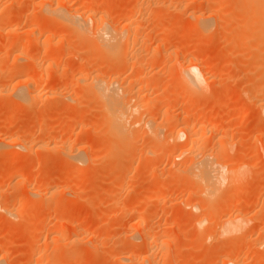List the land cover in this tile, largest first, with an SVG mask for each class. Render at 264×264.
I'll return each mask as SVG.
<instances>
[{"label": "rangeland", "instance_id": "obj_1", "mask_svg": "<svg viewBox=\"0 0 264 264\" xmlns=\"http://www.w3.org/2000/svg\"><path fill=\"white\" fill-rule=\"evenodd\" d=\"M41 1L0 0V5L4 4L0 7V11L10 9L11 12L13 10L12 13L22 16V18L19 17L21 21L17 23L19 33L1 32L0 42L16 43L21 38L25 40L28 37L25 31L31 23L32 16H36L38 21L40 19L45 21L42 16L44 15L42 5L47 7L50 4L55 5L53 3L55 0H47L44 4ZM101 1L104 5L111 6L109 8L111 19L118 25L123 24L121 17L131 11L135 15L134 18H139L140 25L143 29L145 28L143 33L146 32L143 37H146V41L149 39L148 44L144 43V46L148 47L143 48L144 53L160 51L161 55L167 56L178 48L188 59H195L202 66L213 68L215 73L209 82L211 90L208 93H206L208 89L204 92L189 91L188 93V89L181 85L178 78L169 70L167 71L174 63V58L172 59L171 56H168L171 59L165 58L167 69L162 63L164 57L161 59L163 61L157 60L154 67L151 66L150 70L158 74L155 76L156 79L143 77L133 88H128L126 86L128 83L125 82H127V74L135 63L133 59L135 51L124 49L125 55L123 50L118 55H105L95 46L80 40L81 38L76 37V34L68 35L69 31L64 33V30L55 32V38L58 39H53L52 43V40H45L49 37L50 31L44 23L40 29V42L30 46L24 58L19 57L23 60H18L12 48L5 50L1 48L0 66L5 65V69L0 73V188L3 186L6 191L0 195V260H2L0 264H117L119 256L124 252L122 249L126 246L127 231H134L135 234L139 232L138 229L132 230L130 227L135 208L136 211L147 210L146 228L149 224L160 228L157 231H151L153 242L148 250L149 254L152 253L154 264H223L222 261L226 264L225 260L230 257L235 259L236 256L241 262L262 264L264 262V115L259 116L254 109L249 115H242L243 106L253 105V101L240 98V94L236 95V93L241 92L240 90H256L261 99H258V102L264 104V71L261 68L250 69L252 68L250 65H244L248 64V59L247 57L243 59L247 56L243 55L247 54V51L245 53L246 48L242 44L234 43V45L232 42L229 44L220 35V38L215 37L205 42L203 36L198 33V29L192 27L194 20L191 11L195 6L188 4V1H183L181 5H177L179 0H169V2L150 0V3L148 0ZM132 1H135L133 4L138 7H148L143 13L144 16L140 17L137 9V11L128 10V5L130 6ZM143 1H148L150 7L147 6V2L144 7ZM203 1V5L201 3L204 7L203 13L213 5L217 9L219 6L221 13L228 17L229 23L231 20V23L226 24L227 27H225L228 34V29L232 30L231 26L239 24L238 28L235 26L239 30V26L246 25L240 24V15L236 9L232 8L234 0H216V4L214 0L212 1L214 4L208 0ZM14 2L15 5H13ZM79 2L80 0H69V5L72 8L79 7ZM161 5L162 7L170 6L167 9L168 12L165 10L167 14L164 17H159L160 10L155 8ZM98 8L101 7H95V9ZM207 11L204 15H207ZM168 25L172 28L167 29V32L158 31ZM229 35L227 37H230ZM60 40L62 42L59 43ZM163 43L164 47L158 48ZM57 45L63 46V49L59 47L62 50L60 49L57 65L52 70L54 73H51L54 76H49L51 79L49 77L44 79L42 73L47 70L49 62L40 54L46 49L52 50ZM79 47L81 48L78 49ZM137 54L135 56L140 59V52L139 55ZM29 58L31 62H34L28 65ZM181 58L180 62H182ZM89 62L96 66V70L93 69L94 74L99 72L97 69L100 71L103 69L107 80L119 77L118 81L125 86L124 89H127L124 92L128 93L125 96L129 95V99L140 98L142 95L137 92L138 88L148 85L147 99L158 101L147 118H139L138 115L131 121H134L133 124L130 122L127 127L129 128L127 136L120 138L119 144L113 138V134L111 135L108 131V122L103 115V108L92 92V87H87L88 83L79 81L80 84L76 83L78 71ZM30 65L32 67H29ZM13 67H18L16 69L18 76L9 83L6 71ZM94 74L91 71V75ZM34 79L36 82L29 85V82ZM19 81L21 84L18 88L24 92L30 88L31 91L28 90V92H35L30 98L25 96L27 99L22 100L23 102L14 96L18 90L16 83ZM36 89L38 91H35ZM28 92L25 94L27 95ZM171 95L173 97H167ZM168 105L176 106L175 111L180 109L188 111L187 108H190L189 111L194 112L195 117L193 116L190 120V125L193 131H197L195 132L200 141L193 155L200 159L211 154L210 157L215 164H220L219 166L226 170L230 169L231 176L229 175L230 178L227 179L229 184L227 182L226 186L220 184L222 187L218 185L214 196L210 198L200 194L199 185L188 169H185L192 156L180 155L179 149L174 151L175 149L168 147L175 145L171 136L174 137L175 134L174 118L163 117V111ZM74 111H78L76 112L78 114L81 112L79 119L75 118L77 121L73 118ZM147 119L157 123L161 132L160 136H165V141L164 137H161L160 145L168 147L155 157H149L147 151L153 148L158 149L159 145L153 144L148 137H145V133H142ZM81 125L87 127L90 125L93 131L90 129V132L87 131L89 133L80 134L78 128ZM11 134L15 139L24 142L25 147H15L16 141L8 146L3 145L1 139ZM204 138H208L207 143L201 142ZM63 142H68L70 146L68 149L72 150L71 154L79 152L81 160L77 158L79 161H76L77 159H67V156H63L59 148ZM179 143L182 145L184 142L180 140ZM112 161L115 163L113 164ZM111 164L114 165L113 168ZM117 164L121 167L118 168ZM15 169L19 170V173H14ZM40 181L44 187L45 185L51 187L49 192L47 186L43 188ZM40 187L47 189V192L39 207L35 205L38 198L31 197L29 191L30 189L38 190ZM53 189L57 190L56 193L52 192ZM150 196L153 198L164 196L166 200L164 203H156L155 200H150ZM59 202L64 203L59 206ZM128 202L135 207L133 210L130 209L132 212L129 209L128 212L124 211L125 204H129ZM195 205L198 208L193 209ZM239 209L243 210H241L242 218H246H243L246 221L243 220V224L242 219L240 220L239 228L242 227L241 224L244 228H240L236 233L232 232L231 235L221 236L220 220L222 222L229 216L234 218ZM208 216L213 219L209 221L214 222V225L207 231H203L195 224L197 219L202 217L206 220ZM67 217L77 221L83 233L81 232L76 241L73 238L66 240V237L61 244L59 254L56 250H52L54 246V244L52 246V235L36 232L39 231L38 226L42 222L41 225H54L60 220V224L57 225L59 227ZM35 226L37 228H34ZM31 231L36 232L31 234ZM259 260L261 263L257 262Z\"/></svg>", "mask_w": 264, "mask_h": 264}, {"label": "bare ground", "instance_id": "obj_2", "mask_svg": "<svg viewBox=\"0 0 264 264\" xmlns=\"http://www.w3.org/2000/svg\"><path fill=\"white\" fill-rule=\"evenodd\" d=\"M46 1L47 0H42L41 3L43 2V4H44ZM52 1H50V2L52 3ZM148 1L150 3L152 0L151 1L148 0ZM148 1H145V2H147V6L150 7V4L148 5ZM183 1H188L187 2L188 4L195 6V7H193V9L191 11V16L194 20V23L192 22V25H194V26H192V25L191 26L198 29V31H199L198 33H200L203 36V39L205 40V42H207L206 40H209V39H212L215 37L218 38L220 35V37L222 36L224 39H226V41L229 42V44H231V42H232V44L235 43L236 45L242 44L243 47L246 48L245 53L247 51V54H243V55H247V56H244L243 59L245 60V57H247L246 59H248V62H247L248 64L245 63L244 65H250L252 67L250 69L261 68L264 71V0H234L235 3L233 1L232 4H234V6L232 5L233 6L232 8L236 9V11H238V13L240 15L239 16L240 17V19H239L240 24L242 23L241 25H245V24L246 25L245 26H239V30L236 29V27L238 28L239 24L231 26L230 28L232 30L229 31L230 29H228V32L230 35L227 33V28H225V27H227V25H229L231 23V20L229 23L228 17H226V15H223L221 13V11L219 10L221 8L219 6L217 9L216 7H213L214 6L213 5L212 8H210L208 11L206 10L208 12L207 15H204L206 13V11L203 13L204 7L201 6V3L203 5V2H204L203 0H179V2H178L179 4H177V2H176V4L181 5V3ZM212 1L213 0H211V1L208 0V2H212ZM215 1L216 0H214V3L216 4L217 2H215ZM133 2L135 3V1H132V4L129 2L131 5L130 6L128 5V7H129L128 10H132V9L136 10L137 9L139 14L141 15L140 17L144 16L143 13L146 11V9L148 7H146V8L142 7L141 8V7H138V5L136 6V4H133ZM145 2L143 3L144 5L141 4L144 7H145ZM152 2H154V0ZM155 2H156V0H155ZM167 2H169V0H167ZM53 3L55 5L50 4L49 7H47L46 5H42V11L44 14L42 16L45 19V21H43L41 19H40V21H43V22L38 21L36 16L30 17L31 21L30 20L29 21L31 23L28 25V27H27L28 29L26 31L24 30L26 32V35L28 36L25 40L21 38L19 40L16 39L17 40L16 43H13V41L12 42L9 41L7 43L0 42V49L4 48V50H5V49L12 48V50L14 51L13 53L17 54L16 57H18V60H21V59L23 60L24 54H26L27 49L30 46H32L34 43L37 44L38 41L40 42V40H39L40 39L39 38L40 29L42 28L41 26L45 24L49 28V31H50L49 37H47V39H45V40H47V41L52 40V43L54 42L55 39H58V38H55L56 37L55 32L58 30H61V31L64 30V33L69 31L67 33L68 35H70L69 33H71L72 35L76 34L77 36L76 35L75 36L76 37L79 36L78 38L79 39L81 38L80 40H83L85 43L87 42L88 45L91 44V46H93V47L95 46L96 48H98V50L101 53H103L105 55H109V56L110 55L112 56L114 54L118 55V53L123 52L124 49H125V51H128V50L135 51V52H133V54H134L133 59H134L135 63L133 66L131 64L132 68L130 69L129 73L127 74V77H126L127 82H125V83H128L126 85V86H128V88H133L135 86V84H137L139 79H141L143 77H146V78L149 77V78H151V80L154 79V77L158 74L156 72H154L153 70H150V68H152L151 66L154 67V64H156L157 60L163 61L161 59H163V57H164V61L162 63L164 66H166L165 68L167 69L168 65H166L167 64L166 60H167L168 56H171L172 59L174 58V63L171 65L170 68L168 67L169 69H167V71L169 70L171 72V74L175 75L178 78L177 80H179L181 85L183 87L185 86L186 90L188 89V91H187L188 93H189V91L193 92V93L199 92V91L204 92L206 89H208L206 91V93H208V91L211 90L209 82H210L211 76L214 75L215 70L213 68L207 67L206 65L205 66L203 65L204 66L203 67L202 64L197 63V61L195 59H188L184 54H182L181 51L178 50V48H176L177 50L172 51L167 56L161 55L160 51H157V53H155V52L153 53V52H150L148 49L147 50L149 52L144 53L142 51L143 48H145V47L148 48L147 46H144L145 45L144 43L147 42L146 44H148L149 39L146 41L145 40L146 37H143L144 36L143 34L146 33V32L143 33V30L145 28L143 29L142 26L140 25L139 18L136 19V17L135 18L133 17L135 15H133L132 11L130 13L124 14V16L121 17L123 24L121 25L119 23L120 25H118V24H116V22H114L111 19L112 15H111L110 9H109V8H111V6L110 5H104V3H102L101 0H80V2L78 4L79 7L76 6L73 8L71 5H69V0H55V1H53ZM2 5H4V4H2ZM2 5H0V7ZM13 5H15V2L13 3ZM156 5H158V4H156ZM199 5L202 7V9H201V7H199ZM96 6H99L101 8L95 9ZM210 6H211V4H210ZM9 7H11V5H9ZM164 7L166 9H163ZM168 7H170V6L166 7V5H165L162 7V5H161V7H155V8H159V10H160V13L158 14L159 17L166 16L167 13H165V12L166 11L168 12V10H167ZM174 7H175V5H174ZM188 7H190V6H188ZM155 8H153V9H155ZM176 11H178V10H176ZM12 12H13V10H12ZM12 12L10 9H7V10L4 9V10L0 11V33L1 32L4 34L19 33L18 32L19 27L17 26V23H18V21H21L22 16L20 15L21 18L19 20V17H20L19 14H15ZM34 17H36V19ZM172 17H173V15H172ZM239 22H237V23H239ZM92 24H93V26H91ZM169 25L167 27L160 28L158 31H160V33H163L165 31L167 32V29H169L171 27V26L169 27ZM180 25H182V24H180ZM246 26H248V27H246ZM232 27H234V28H232ZM244 27H246V28L244 29ZM225 29H226V34H225ZM233 29H236V30H233ZM21 30H22V28H21ZM25 32H24V34H25ZM45 33H46V31H45ZM64 33H61V34H64ZM194 33H192V34H194ZM200 34H199V36H200ZM227 34L230 37H227L228 36ZM179 35H181V34H179ZM46 36H48V34ZM57 36H58V34H57ZM21 37H22V35H21ZM196 37H197V35L195 36V38ZM227 38H229V40H227ZM79 39H77V41H79ZM203 39H201V40H203ZM83 41H82V43H83ZM58 42L60 43L62 41L60 40ZM44 43L46 45V41ZM84 46H86V45L84 44ZM59 47H61V46L57 45L52 50L46 49L40 54V56L43 59H45L46 61L49 62V65L47 63V70L44 73H42L43 74L42 78L44 77V79H45V77L48 78L49 76H51V77L54 76L53 74L51 75V73L53 72L52 70H53L54 66L57 65L58 57L60 54L59 51L61 48L63 49V46L61 48H59ZM161 47H164V43H163V45L160 44L158 48L162 49ZM172 47H174V46H172ZM249 47H251V48H249ZM44 48H46V46ZM80 48L81 47H79L78 49H80ZM84 49H86V48H84ZM125 51L123 52L124 55L126 54ZM155 51H156V49H155ZM137 52H138V54H137ZM139 52H140V59H139V57L135 56L136 54L139 55ZM131 54H132V51H131ZM236 54H238V53H236ZM121 56H122V53H121ZM121 56H119V57H121ZM236 56H239V55H236ZM19 57H23V58L20 59ZM47 57H48V60H47ZM130 57H132V56H130ZM159 57H160V59H159ZM171 57H168V58L171 59ZM126 58H127V56H126ZM165 58H166V60H165ZM180 58L182 59V62L179 61ZM108 59H110V58H108ZM115 59H117V58H115ZM24 60H27V59H24ZM231 60H232V57H231ZM234 60H236V59H234ZM27 61H28L27 64L28 63L32 64L34 62V61L31 62V58H29ZM90 63L91 62L85 63L82 66V68L80 69V71H78V76H77L78 80H77V77L75 79L77 81L76 83H79V82L83 83L84 82V84L88 83V86L87 85H85V86L92 87V90H93L92 92L94 93L95 97L97 98V100L101 104V106H102L101 108H103V115L108 122V125H107L108 131L111 132V135L113 134V138L116 140L117 144H119L118 142H119L120 138H122L124 135L127 136V132L129 129L127 127L130 125V122L133 119H136V116L138 117V115L140 116L139 118H143V117L147 118V115L150 112H152V110H154V108L156 107V102H158V101H153V100L149 101L147 99L148 93L146 90L148 88L147 87L148 85L146 86L147 88L145 86L138 88L137 92L139 93V95L140 94L142 95L140 98L133 100L132 99L133 97H132V98H130L132 100H130L129 95L127 97L125 96L128 94V93L125 94L126 92H124L127 89L126 88L124 89L123 87H125V86L122 85L120 83V81H118L119 77L111 78L112 77L111 76L110 77L111 79L107 80L106 77H104L103 69L101 67L100 68L102 69V71L97 69V71H99V72H96L94 74V70H96L95 69L96 66L94 67V65L90 64ZM2 66H3V64H2ZM2 66H0V73H2L5 69V65L3 67ZM36 66H39V65H36ZM29 67H32V66L30 65ZM244 67L246 68V66H244ZM244 67H242L243 70H245ZM17 68L18 67H16V68L13 67L10 70L6 69L7 70L6 73L8 75L7 81L9 83L12 80H14L15 78H17V76H18V73L16 70ZM239 68H240V66H239ZM147 69H149V71H147ZM91 71H93L94 75H91ZM241 72H243V71L241 70ZM75 76H74V78H75ZM89 77H90V79H89ZM155 79H156V77H155ZM34 81L36 82L35 79L31 80L29 82V85H33L32 82H34ZM20 84H21V81L16 83L17 88L19 87ZM211 88H212V86H211ZM28 90H30V88H28ZM28 90L26 92H28ZM16 91L17 92H15L16 94H14V96L16 98H18L21 102H23L22 100L27 99L26 97L30 98L31 94L33 93V92L31 93L30 92L31 90H30L27 93V95H28L27 96L25 94L26 92H24L20 88H18V90H16ZM35 91H38V90L36 89ZM240 91L241 92L236 93V95L240 94V96H239L240 98L247 99L248 101L250 100L251 102L253 101V103H252L253 105H247L246 107L243 106V108L241 109L242 115H247V114L249 115V113L251 111L253 112L254 110L257 113H259V116L264 115V104L262 102H260V103L258 102L259 92H257L256 90H253V89L240 90ZM138 93H136V94H138ZM139 95H138V97H139ZM167 97L169 98V97H173V96L171 95V96H167ZM236 97H238V96H236ZM239 97H238V99H239ZM149 98H150V96H149ZM146 100H148V101L145 102ZM256 100H257V102H256ZM259 100H261V99H259ZM233 106L235 107V105H233ZM175 108H176V106H174V105L173 106L168 105V107H166V109L163 111V117L168 118V119L174 118L173 119L174 120L173 130H174L175 134H174V137H173V135H171V136H172L173 140L175 141V143H174L175 145L174 146L171 145V147L169 145L168 147L171 149L172 148L175 149L174 151L179 149L178 152L180 155L189 154L192 156L190 159V163L188 164V166L185 167V169L186 170L188 169V172H190V174L193 175V178L196 180L197 185H199V187H200V194H204V196H208V198H210V197L214 196V192L216 191L218 185H219V187H222V186H220V184H224L225 186L227 184H229L227 179L230 178L229 177V175H230L229 170L230 169L226 170L224 168H221L220 164H217V163L215 164V162L212 161V158L210 157V156H212L211 154H210V156H203L200 159H198L196 156H194L195 155L194 151L196 150L198 142L200 141L198 134L196 133L197 131L196 130H195L196 132L193 131V128L190 125V122H191L190 120L193 118L194 112L193 113L190 112L189 111L190 108L189 109L187 108L188 111H183L181 109L179 111H175L177 109V108L176 109ZM235 108H237V106ZM183 109L186 110V108H183ZM76 112H78V111H76ZM76 112L74 113L73 118L75 119L78 117V119H79L81 112H79V114ZM7 116H8V114H7ZM139 121H140V119H139ZM133 122H131V123L133 124ZM260 125H262V124H260ZM144 126H145L144 132H142V133L143 134L145 133V135H146L145 137H148L153 142V144H155L157 146L159 145V147H157L158 149L153 148V149H150L149 151H147V154L149 153V157H151V156L155 157V156L159 155V153L164 152L165 147L167 145L166 146L160 145V143L162 142V139H161L162 136H160L161 132L159 130L160 128H158L157 123H155L151 119H149V120L147 119L144 122ZM201 128L202 127H200V129ZM66 129H69V128H66ZM90 129H91V131H93V129L91 128L90 125L88 127L86 125H81L78 128V132L80 134H84V133L86 134L87 131L90 132ZM203 129H204V127H203ZM223 131L225 132V130H222V132ZM89 132H87V133H89ZM143 134H142V137H143ZM163 137H164L163 140L165 141V136H163ZM148 138H146V139H148ZM166 140H167V138H166ZM180 140H183V142H184L182 145H180V143L178 144V142ZM207 140H208V138H204L203 140H201V142L203 141L204 143H207ZM13 141H16V143L14 145L15 147H17V148L25 147L24 142L15 139L13 134L1 139V142L5 146L10 145ZM116 142H115V144H116ZM67 143H65V142L61 143L62 146L59 147L60 151H61L60 153L63 154V156H67V159H77V158L80 159L79 156H81V155L79 154V152L71 154L72 150L70 151L68 149L70 146H68L69 144H67ZM65 144H67V145H65ZM113 144H114V141H113ZM168 147H166V149ZM206 155H208V154H206ZM76 161H79V160L77 159ZM114 161H115V159H114ZM112 163H113V161H112ZM120 165L117 164L118 168ZM111 166L113 168L114 165L111 164ZM239 169H240V167L238 168V170ZM24 170H23V172H24ZM13 172L19 173V170L15 169V171H13ZM12 175H9V176L11 177ZM22 175H23V173H22ZM47 179H49V178H47ZM41 180L44 183V180L43 179H41ZM42 182H41V184H42ZM226 182H227V184H226ZM46 186L47 185H45V187ZM42 187L45 188L43 184H42ZM47 188H48V192H49V188H51V187L47 186ZM51 190L52 189H50V191ZM127 190H130V189H127ZM5 191L6 190L2 186V188H0V195H3L5 193ZM56 191L57 190L53 189L52 192L56 193ZM143 191H145V190L143 189ZM29 192H30L29 194L31 195V197L33 196L35 198L36 197L38 198V200L35 202V205L40 207L41 202L44 201V199H45L47 189L46 190L41 189V187H40V188H38V190H36V189L31 190L30 189ZM141 192H142V190H141ZM139 193H140V191H139ZM149 198L151 201L155 200L156 203H158V202L164 203V201L166 200L164 198V196H160V197L154 196V198H153V196H150ZM63 203L64 202H59V206L63 205ZM129 204H131V205H129ZM129 204H127V205L125 204L126 207L125 206H124L125 208L123 207L124 211H127L128 209H129V211H131L135 208V207H132V203H129ZM35 205H34V207H36ZM134 206H136V205H134ZM196 207H197L196 205L193 206V209H196ZM6 208H4V209H6ZM241 210L242 209H239V211L235 213L234 218L229 216L228 219H224L222 222L220 220V223H222L221 224V231H220L221 236L227 235V234L231 235L232 232L236 233L237 231H239L240 228L241 229L244 228V226L242 225L243 224L242 221L244 220V222H246L245 221L246 218L245 217H243L245 219L242 218L243 213H241ZM146 211H147L146 209L136 211V208H135V214L132 217V222H131L130 227L132 228V230L138 229L139 232L135 234L134 231H131V230H129V232L127 231V233L125 234L126 240H127L125 242L126 246L124 249H122L124 252L121 250L123 253L122 254L120 253L121 255L118 258L117 264H154L155 263V261L153 263V259L151 257L152 253L149 254L150 251L148 249L152 245V242H153L151 240L152 239L151 238V234H152L151 231H153V230L157 231L160 228H159V226H156V225L153 226V224H151V225L149 224L148 227L146 228V222H147V218H148V213ZM121 214H122V212H121ZM211 215H212V213H211ZM43 216L45 217V215H43ZM212 217H213V215H212ZM230 217L233 219H231ZM121 219H122V217H121ZM205 219L206 220H204V218L201 217L200 219H197L196 224H195L198 227L200 226V228H202L203 231H207L208 229L212 228V226L214 225V222L212 223L209 221L210 216H208V218H205ZM207 219L209 222L207 221ZM210 220L212 221L213 219H210ZM240 220L242 222V224L240 226H242V227L239 228V224L241 223ZM56 221H54V222H56ZM59 222H60V220H58L56 223H54V225H46V224L41 225L43 222L42 223L40 222L41 224L39 223L40 226H38L39 231L38 232L31 231V234L33 232H36L37 234L44 232L48 236L52 235V238H51L53 240V241L51 240L52 246L54 244L52 250L53 251L56 250L57 253L60 254V252H61L60 247H61V244L64 243L65 238L67 237L66 240H68L69 238H71V240L73 238V240H75V241L78 240L77 237L81 234L82 228L79 224L76 223L77 221L76 222L74 221V219L72 217H67V219H64V221L58 227L57 225L60 224ZM34 228H37V226H35ZM237 228H238V230H237ZM218 230H220V229H218ZM34 234H33V237H34ZM164 244L165 243H163V245ZM229 254H230V252H229ZM69 257L71 258L72 256H69ZM236 257L238 258V256H236ZM236 257H235V259H233L232 257L228 258L227 260H225L226 261L225 263L226 264H251V263H249V261H242V262L238 261L239 259H237ZM137 259H139L140 261L137 262L136 261ZM248 260H250V259H248ZM251 260H252V258H251ZM0 261H2V260H0ZM169 262H170V260H169ZM222 262L224 264V261H222ZM257 262L261 263L260 260ZM257 262H255V263H257ZM262 264H264V262H262Z\"/></svg>", "mask_w": 264, "mask_h": 264}]
</instances>
